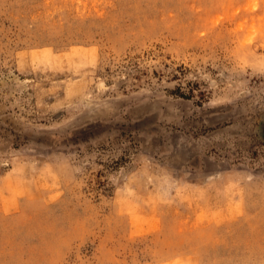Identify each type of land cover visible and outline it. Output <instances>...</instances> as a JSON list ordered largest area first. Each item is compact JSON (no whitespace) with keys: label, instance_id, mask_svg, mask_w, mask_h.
<instances>
[{"label":"rangeland","instance_id":"rangeland-1","mask_svg":"<svg viewBox=\"0 0 264 264\" xmlns=\"http://www.w3.org/2000/svg\"><path fill=\"white\" fill-rule=\"evenodd\" d=\"M0 264H264V0H0Z\"/></svg>","mask_w":264,"mask_h":264}]
</instances>
